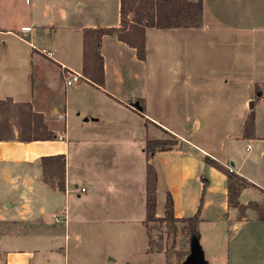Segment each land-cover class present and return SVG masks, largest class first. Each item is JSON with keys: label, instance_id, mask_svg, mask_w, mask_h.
I'll list each match as a JSON object with an SVG mask.
<instances>
[{"label": "crops", "instance_id": "1", "mask_svg": "<svg viewBox=\"0 0 264 264\" xmlns=\"http://www.w3.org/2000/svg\"><path fill=\"white\" fill-rule=\"evenodd\" d=\"M25 1L30 6L23 19L13 14L7 24L0 20L4 27L0 36L16 37L31 50L24 57L0 60V101L29 105L32 113L42 116L52 138L0 140V264H76L80 250L103 252V246L90 245L84 233L86 225L103 221L111 243L140 239L144 256H164V251L150 249L153 232L144 223V147L146 141L168 136L176 144L156 151L148 160L157 175L155 217H164L169 194L174 219L191 218L198 211L202 256L201 240L213 243L207 248L217 256L211 264H238V260L264 264V217L253 216V206L264 201V0H202L199 27L145 28L143 60L115 34L102 36L101 88L88 80L65 86L63 67L82 74V31L117 28L119 0ZM65 7L78 8L81 18L59 25V19L70 13ZM47 28L75 35L70 55L61 54L53 41L39 47L31 42ZM20 31L31 32L29 40ZM176 34L182 35V41ZM160 35L167 36L166 41L154 42ZM208 46L220 49V62L214 63V70L200 72L202 61L186 56L193 48ZM164 47L167 52H160ZM181 49L183 60L168 59L166 53ZM223 53L228 55L222 71ZM248 55L249 73L239 64L236 69L237 61ZM159 62L174 69L183 65L182 73L170 76L181 92L164 89L156 71ZM250 115L253 132L245 137L243 128ZM86 141H119L137 152L123 157L128 164L117 165L114 143L109 144L107 162L103 165L100 159L107 168V192L96 190V183L88 179L89 158L79 157ZM57 155L65 157L64 191L45 183L41 170L42 157ZM205 158L243 179L246 185L239 192V207L229 206L227 177ZM98 210L107 214V220L95 219L102 217ZM46 213L50 220L43 218ZM109 248L107 258L112 255Z\"/></svg>", "mask_w": 264, "mask_h": 264}, {"label": "trees", "instance_id": "2", "mask_svg": "<svg viewBox=\"0 0 264 264\" xmlns=\"http://www.w3.org/2000/svg\"><path fill=\"white\" fill-rule=\"evenodd\" d=\"M119 26L117 28H85L82 31V77L93 86L101 88L104 85L103 58L99 53L101 38L104 35L115 34L117 39L135 51L138 60L144 59V30L145 28H196L201 24L202 0H119ZM131 16V17H130ZM253 116L250 115L243 128V136L253 132ZM52 134L43 125L40 114L31 112L29 105L13 104L11 101H0V140H49ZM176 141L157 140L146 141L145 178V221H169L187 224L190 243L198 241L196 229L198 211L191 218L174 219L171 213V198L166 195L163 218L155 217L156 181L154 168L148 163L156 151H164L175 145ZM65 157L57 155L40 159L43 180L53 188L64 191L65 186ZM205 163L222 172L227 177V202L230 207H239L238 196L245 187L243 179L225 169L217 162L205 158Z\"/></svg>", "mask_w": 264, "mask_h": 264}, {"label": "rangeland", "instance_id": "3", "mask_svg": "<svg viewBox=\"0 0 264 264\" xmlns=\"http://www.w3.org/2000/svg\"><path fill=\"white\" fill-rule=\"evenodd\" d=\"M31 3L33 0H30ZM29 3V2H28ZM26 3L25 0H11L10 3H5L2 0H0V20L4 21L5 24L8 23V20L11 19L12 15L14 14L18 19H23L26 16L28 7L30 4ZM11 5V8L9 7ZM9 7V10H8ZM76 7V6H75ZM70 9V13L66 14L65 18L61 21L59 19V25L63 24L64 22H67L69 20H74L77 22L81 18V12L78 8L76 10L73 7V10L71 7H65V10ZM131 17V16H130ZM3 29L4 27H0ZM56 28V26H55ZM61 28V27H59ZM57 28L56 33H53L48 28L45 32L40 33V37L37 41H31L35 46H41L44 43H49L51 41L54 42L55 48L59 50L61 54H71V49L69 48V44H72L71 39L75 37V35L70 33L63 34V31ZM162 32V31H157ZM21 34H19L22 38H25L26 40H29V33L28 31H20ZM16 34V33H15ZM49 35H51V40L49 39ZM176 37H179V41H182V35H177ZM167 36L163 37V35L157 36L154 38V42H161L163 43L166 41ZM46 41V42H45ZM4 42V44L2 43ZM56 42V43H55ZM239 54H241V49ZM167 48L164 47L160 50V52H167ZM25 52H31V50L23 45V42H21L18 38L13 37L11 35H4L0 36V60H6V59H15L25 56ZM249 52V51H248ZM258 53V51H257ZM167 57L168 59H171V57L178 56V59L183 60L185 56V52L181 50H173L170 51ZM232 54V51L231 53ZM233 54L236 56L238 52L236 50L233 51ZM227 55H222L221 60V67L220 69L223 71L226 69L224 67L226 65L227 61ZM258 56V54H257ZM186 58H190L193 62L194 60H200L202 62H198L199 66L198 69L200 72L207 71V70H214V63L220 62V49H212L210 46L203 49H194L191 51L190 55L188 54ZM249 55L246 58L239 59V62L237 61V65L235 68L237 69L238 64L240 70H247L249 73ZM193 62L191 63V67H193ZM183 65L180 64V66L177 67V69H174L172 66H167L163 64L162 62H159L156 66V71L160 75L162 83V86L164 89H174L177 92H181L182 90L179 87V84H173L171 83L170 76L176 74V73H182ZM75 85V84H74ZM182 87V85H181ZM215 88L214 90H216ZM213 90V91H214ZM75 125V124H73ZM167 141H175V138L167 137L165 139ZM80 142V141H78ZM87 144L85 149H83V153L79 157H84V159H88V179L91 180L92 183H96V190L101 188H106L105 192H107V186L104 185L105 181L107 180V168L102 167V161L103 165L105 162H107V151L112 150L109 147L110 143H114V151L112 155L116 158V164L117 165H126L129 163V160L127 158H123L124 156L133 155L136 156L137 152L130 149L127 144L120 143L119 141H86ZM96 145V149L93 148V146ZM87 149H93L92 152H89ZM140 155V153L138 152ZM77 157V159H79ZM101 159V160H100ZM80 160H83L82 158ZM78 160L77 164L80 162ZM128 162V163H127ZM131 162V161H130ZM96 202L100 203L99 200L96 199ZM264 201L260 204H255L253 206L254 210H256V214L253 213V216L263 218L264 217ZM98 212L101 214V218H95V219H102L107 220V214L106 216L102 211ZM50 213H46L43 218L46 220H50ZM100 221V220H99ZM104 224H98L92 226L91 224H88L85 226L86 232L85 236L88 237V241L90 245H96V246H103V252H99L96 254H92L90 252H86L83 250H80L77 254L78 257L76 259V264H181L184 259L187 257V254L190 252V235L187 228L186 223L182 222H169V221H155V222H149L147 223L149 226V231L153 232L150 234V242L149 246L151 250H158V251H164L166 257L164 258L163 255L158 256H152V257H146L144 256L139 250H140V239L134 242L126 241V243H120V242H110L109 240V230L107 229V223L103 221ZM152 229H151V228ZM176 238V239H175ZM33 244V242H32ZM213 243L210 242H204L203 240L200 241V245L203 247L204 257L203 259L207 264H211L214 260H217V256L210 252V250L207 248V245L211 247ZM84 246H89L86 242L83 244ZM214 245V244H213ZM111 246V256L107 258V252L110 249ZM102 253V254H100ZM92 254V255H91ZM78 260V261H77ZM237 263H240V260L237 261Z\"/></svg>", "mask_w": 264, "mask_h": 264}, {"label": "built area", "instance_id": "4", "mask_svg": "<svg viewBox=\"0 0 264 264\" xmlns=\"http://www.w3.org/2000/svg\"><path fill=\"white\" fill-rule=\"evenodd\" d=\"M40 52L47 57L50 56V53H47L44 50H40ZM63 69H65V71L63 73V81H64L65 86H71L73 84L80 82V80H84V78L81 76V74L76 73L74 71H71L70 69H67L65 67H63ZM248 148H249V146H248ZM79 191L81 193H84L85 188L81 187ZM53 218L55 221H59V217L57 215H54Z\"/></svg>", "mask_w": 264, "mask_h": 264}, {"label": "water", "instance_id": "5", "mask_svg": "<svg viewBox=\"0 0 264 264\" xmlns=\"http://www.w3.org/2000/svg\"><path fill=\"white\" fill-rule=\"evenodd\" d=\"M251 106V104H250ZM181 264H205L202 252L197 240L190 243V252Z\"/></svg>", "mask_w": 264, "mask_h": 264}]
</instances>
